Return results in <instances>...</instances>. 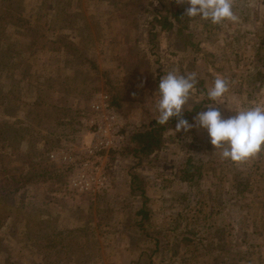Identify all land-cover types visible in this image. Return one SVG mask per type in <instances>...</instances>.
<instances>
[{
  "label": "rangeland",
  "instance_id": "374dc122",
  "mask_svg": "<svg viewBox=\"0 0 264 264\" xmlns=\"http://www.w3.org/2000/svg\"><path fill=\"white\" fill-rule=\"evenodd\" d=\"M231 2L235 21L190 18L176 43L155 19L189 7L176 0H0V191L29 180L0 205V264H264V151L223 160L206 129L175 132V117L157 152L123 150L156 121L171 41L191 43L189 123L214 103L216 77L228 85L223 118L264 105V0ZM95 94L110 97L121 146L92 151L97 127L81 118ZM189 158L193 183L182 181ZM84 164L105 170L108 187L75 189Z\"/></svg>",
  "mask_w": 264,
  "mask_h": 264
},
{
  "label": "clouds",
  "instance_id": "9594fccd",
  "mask_svg": "<svg viewBox=\"0 0 264 264\" xmlns=\"http://www.w3.org/2000/svg\"><path fill=\"white\" fill-rule=\"evenodd\" d=\"M177 4H188L184 15L189 18L200 17L212 24L225 20L235 21L231 0H176ZM195 71L180 73L167 71L160 79L155 94L154 119L159 125H167L171 118H177L175 132H190L192 129H206L210 143L219 150L223 160L242 162L249 160L264 151V105L235 110V115L223 118L215 105L221 101L228 90L227 82L216 77L207 89L210 103L206 111L193 117V122L183 118L182 111L188 103L190 94L197 84Z\"/></svg>",
  "mask_w": 264,
  "mask_h": 264
},
{
  "label": "built area",
  "instance_id": "2783aa9c",
  "mask_svg": "<svg viewBox=\"0 0 264 264\" xmlns=\"http://www.w3.org/2000/svg\"><path fill=\"white\" fill-rule=\"evenodd\" d=\"M81 120L85 123L97 127L95 137H93L92 151L97 149H110L113 144L121 146L126 141L122 128L116 119V115L111 108V100L108 95L99 94L92 97L90 113L83 115ZM50 158L54 162H69L70 157L63 153L61 156L57 153H51ZM71 164V163H69ZM74 188L81 192L95 193L103 188H107L109 181L106 172L94 164H84L80 171H74L71 174Z\"/></svg>",
  "mask_w": 264,
  "mask_h": 264
},
{
  "label": "trees",
  "instance_id": "16d2710c",
  "mask_svg": "<svg viewBox=\"0 0 264 264\" xmlns=\"http://www.w3.org/2000/svg\"><path fill=\"white\" fill-rule=\"evenodd\" d=\"M181 8L186 9L183 7ZM181 8H178L176 11L165 9L166 14L163 16L164 18L157 16L155 19L160 18L158 20L161 24L160 29L172 31L175 30V28H178L180 34L185 31L187 32L191 27L192 21L190 18L185 19L184 10ZM7 14H4L2 17L6 18ZM153 34L154 38H156L157 34ZM198 108L195 107L194 111L190 112L189 115L196 114ZM183 118L187 119V114L184 115ZM171 123L172 122H169L167 125H159L157 121L152 122L145 131L134 133L130 138L131 146H126L123 150L125 153L133 154L135 157L139 155L140 157L149 156L157 152L164 144V132L168 129V126H170ZM200 177L201 171L199 167L195 164L192 158H189L185 167L182 169V181L193 183L195 180L200 179ZM35 178L37 177L33 176V179ZM25 179H14L12 185L9 186L8 189L0 191V205L10 201L21 188L29 184V180L25 181Z\"/></svg>",
  "mask_w": 264,
  "mask_h": 264
},
{
  "label": "crops",
  "instance_id": "0c3cea01",
  "mask_svg": "<svg viewBox=\"0 0 264 264\" xmlns=\"http://www.w3.org/2000/svg\"><path fill=\"white\" fill-rule=\"evenodd\" d=\"M193 24V23H192ZM192 24H191V26H192ZM176 29L177 28H175V30H172V31H169V34L171 33L172 34V32L173 31H175L176 32ZM189 32V31H188ZM185 33V32H184ZM178 37V36H177ZM160 38V37H159ZM170 38L173 40V42H176L177 43V38H176V36H174V34H172V36L170 35ZM186 38V37H185ZM190 45H191V43H190V41L189 42H187V43H185V45H184V47L182 48V49H180V48H178L177 46H176V44L175 43H172V41L170 42V46H169V50L168 51H170V52H168V53H166V52H164V51H161V53H163V55H166L167 57H168V60H169V62L168 63H170L171 65H173L172 67H171V69L170 70H176V71H178V72H180V73H185V72H191V65H190V63H189V58H187V56L188 57H190V54H189V50H191L190 49ZM130 51V50H129ZM131 53V52H130ZM170 65V66H171ZM175 65H179V67H178V69H176L175 67H177V66H175ZM169 70V71H170ZM133 78V77H132ZM156 90H158V88H156ZM119 102L121 103V101H120V98H119ZM123 107H125V104L123 105ZM126 115V114H125ZM134 119H136V116H134L133 117ZM133 118H131V119H133ZM128 121V120H127ZM132 121V120H131ZM127 123H132V122H127ZM136 125H138V124H136ZM132 135H133V133H132ZM131 136V135H130ZM129 136V137H130ZM128 264H136V262L135 263H133V262H131V261H129V263Z\"/></svg>",
  "mask_w": 264,
  "mask_h": 264
}]
</instances>
